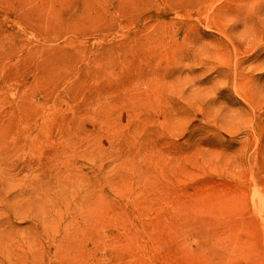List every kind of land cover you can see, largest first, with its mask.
<instances>
[{"label": "rangeland", "instance_id": "1", "mask_svg": "<svg viewBox=\"0 0 264 264\" xmlns=\"http://www.w3.org/2000/svg\"><path fill=\"white\" fill-rule=\"evenodd\" d=\"M0 264H264V0H0Z\"/></svg>", "mask_w": 264, "mask_h": 264}]
</instances>
